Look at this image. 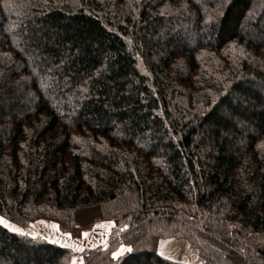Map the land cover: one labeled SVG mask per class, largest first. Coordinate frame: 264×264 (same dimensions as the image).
I'll return each mask as SVG.
<instances>
[{"label":"trees","instance_id":"obj_1","mask_svg":"<svg viewBox=\"0 0 264 264\" xmlns=\"http://www.w3.org/2000/svg\"><path fill=\"white\" fill-rule=\"evenodd\" d=\"M107 203L81 264H264V0H0V216ZM72 257L0 225V264Z\"/></svg>","mask_w":264,"mask_h":264},{"label":"rangeland","instance_id":"obj_2","mask_svg":"<svg viewBox=\"0 0 264 264\" xmlns=\"http://www.w3.org/2000/svg\"><path fill=\"white\" fill-rule=\"evenodd\" d=\"M112 204L113 203H107L97 208H80L74 210L68 214L70 218H73V222L66 225L63 223L64 219L56 218L60 219L63 223L62 225L67 228L75 229L78 227L80 230L79 236H73L72 233L62 230L57 222L58 220L38 218L25 227L12 223L5 218L4 221L7 224L21 229L24 235L41 237L50 243L70 249L73 253L70 264H74V262L75 264H81V254L84 251L107 246L108 239L113 232V224L109 221L94 222V220L100 218L105 210L111 208ZM89 225L91 226L88 227ZM84 233H87V236H85ZM127 251H129V247L120 245L116 251H114L118 253L115 258L122 256ZM157 252L161 257L180 264L203 263V259L198 251L191 247L186 240L181 238L169 237L160 239Z\"/></svg>","mask_w":264,"mask_h":264},{"label":"snow or ice","instance_id":"obj_3","mask_svg":"<svg viewBox=\"0 0 264 264\" xmlns=\"http://www.w3.org/2000/svg\"><path fill=\"white\" fill-rule=\"evenodd\" d=\"M0 225H3L4 227L8 228L10 231H14V232H17V233L22 234V235L24 234L23 231H22L21 229H19V228H17V227H14V226H12V225H10V224L5 223L3 217H0ZM53 227H55V226H53ZM84 235L87 236V233H84ZM117 255H118V253H116V252L113 253V257H114V258H115ZM74 264H75V262H74Z\"/></svg>","mask_w":264,"mask_h":264}]
</instances>
